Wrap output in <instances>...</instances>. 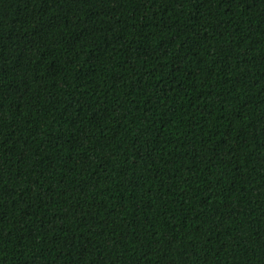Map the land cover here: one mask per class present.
<instances>
[{
  "label": "trees",
  "instance_id": "1",
  "mask_svg": "<svg viewBox=\"0 0 264 264\" xmlns=\"http://www.w3.org/2000/svg\"><path fill=\"white\" fill-rule=\"evenodd\" d=\"M0 264H264V0H0Z\"/></svg>",
  "mask_w": 264,
  "mask_h": 264
}]
</instances>
